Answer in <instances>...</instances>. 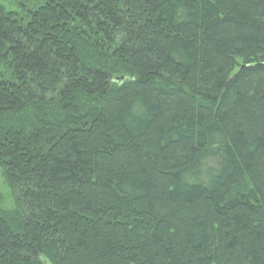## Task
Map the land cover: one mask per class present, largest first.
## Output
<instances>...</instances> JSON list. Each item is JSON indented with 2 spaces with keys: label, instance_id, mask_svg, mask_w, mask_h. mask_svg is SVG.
Segmentation results:
<instances>
[{
  "label": "trees",
  "instance_id": "16d2710c",
  "mask_svg": "<svg viewBox=\"0 0 264 264\" xmlns=\"http://www.w3.org/2000/svg\"><path fill=\"white\" fill-rule=\"evenodd\" d=\"M0 169V264H264V0H0Z\"/></svg>",
  "mask_w": 264,
  "mask_h": 264
},
{
  "label": "rangeland",
  "instance_id": "374dc122",
  "mask_svg": "<svg viewBox=\"0 0 264 264\" xmlns=\"http://www.w3.org/2000/svg\"><path fill=\"white\" fill-rule=\"evenodd\" d=\"M0 198L2 200L1 205L4 210L11 211L15 208V200L4 180L2 169H0Z\"/></svg>",
  "mask_w": 264,
  "mask_h": 264
},
{
  "label": "water",
  "instance_id": "95a60500",
  "mask_svg": "<svg viewBox=\"0 0 264 264\" xmlns=\"http://www.w3.org/2000/svg\"><path fill=\"white\" fill-rule=\"evenodd\" d=\"M121 80H123V79H121Z\"/></svg>",
  "mask_w": 264,
  "mask_h": 264
}]
</instances>
